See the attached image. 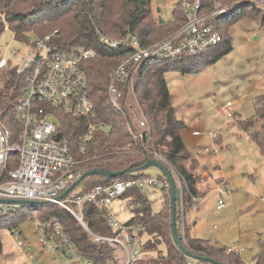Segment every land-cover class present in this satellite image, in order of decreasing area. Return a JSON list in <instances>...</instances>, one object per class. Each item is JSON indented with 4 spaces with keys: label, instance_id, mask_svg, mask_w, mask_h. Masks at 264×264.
Masks as SVG:
<instances>
[{
    "label": "built area",
    "instance_id": "1",
    "mask_svg": "<svg viewBox=\"0 0 264 264\" xmlns=\"http://www.w3.org/2000/svg\"><path fill=\"white\" fill-rule=\"evenodd\" d=\"M250 2L257 7H264V0ZM182 10L185 15L184 24L170 36L151 46L143 47L137 35L128 34L121 39H112L99 32L98 35L100 43L109 49H133L129 57L122 59L112 69L108 86L110 105L121 112L125 111L129 116L130 142L111 151L105 162L144 154V164L149 160H158L165 164L173 174L180 191L183 218L179 226L185 238L182 181L168 160L150 147L152 130L136 95V80L143 65L148 61L159 58L181 61L204 55L218 46L223 37L217 30L215 21L229 15L231 7L215 1L212 9L203 10L202 0H189L186 7L182 6ZM56 33L42 39H31V43L24 46L26 51L20 53L22 58L19 63L13 62L17 51H13L10 57L0 58V71L16 69L22 78L12 114L20 130L16 134L0 123V199L56 204L79 222L94 243L118 247L125 253V264H136L143 254V239L140 236L143 228L121 222L114 215L112 205L133 187L143 192L146 188L163 191L169 190V183L165 177H142L117 180L108 185L76 191L80 183L64 199L59 200L85 174L95 169L93 167L102 156H89L91 148L97 144L99 135L107 134L113 125L99 121V109L91 96L90 83L84 67L87 61L96 58L97 51L85 47H76L70 51L59 50L53 43ZM232 105L227 102L225 108ZM60 111L87 122L84 131L77 133L75 139L72 134L75 136L76 130L72 134L60 130L59 127L64 126V121L57 116ZM193 135L199 136L200 132L195 131ZM211 149L216 151L217 147L214 145L208 148L207 152ZM13 155L18 156V165L10 170L9 164ZM218 192L224 195L225 187H218ZM204 197L202 193L193 196L195 209ZM85 204H94L106 214L112 235L91 231L84 220ZM130 207L133 208V205ZM224 208L225 200L221 197L217 209ZM11 211L10 205L0 203V219ZM12 233L17 245L32 253V248L22 231L13 230ZM37 233L42 250L51 254L53 264H119L117 256L99 263L93 262L77 248L58 222H44L38 225ZM243 251L244 249L238 246L227 247L228 253L240 254ZM34 264L44 263L35 260Z\"/></svg>",
    "mask_w": 264,
    "mask_h": 264
},
{
    "label": "trees",
    "instance_id": "2",
    "mask_svg": "<svg viewBox=\"0 0 264 264\" xmlns=\"http://www.w3.org/2000/svg\"><path fill=\"white\" fill-rule=\"evenodd\" d=\"M202 1L203 10L212 9L215 1L224 5H227L225 2H228V0ZM151 4L152 0H0V15L5 16L10 26L9 30L13 33L15 40L22 45L31 43L32 37L28 33L33 32L35 37L45 38L49 35L46 33L57 32L53 43L59 50L70 51L76 47H85L97 51L96 58L87 61L84 67L90 83L91 96L99 109V121L108 122L113 127L107 134L99 135L98 142L91 148L89 156H102L97 160L96 166L93 167L95 169H103L109 172L132 169V172L118 178H108L106 176L87 177L81 182L84 190H89L98 185H108L117 180L142 178V175L137 176L134 173H141L144 170L145 164L142 162L146 157L144 154L105 162L110 157L111 151L130 142L129 116L125 111L121 112L110 105L108 86L111 82L112 69L122 59L129 57L133 49L130 47L109 49L100 43L98 32L112 39H121L128 34L137 35L143 47L159 42V39H155V35L158 31L163 30L166 25L156 22L152 18L153 8ZM177 7L173 13L174 21L177 20L182 24L176 26L173 32L178 30L185 22L183 10L178 11ZM251 7L253 6L246 4V2L237 4L231 8L230 14L240 10L244 15H249L252 11L249 10ZM229 15L215 21L216 28L221 33L223 40L210 52L181 61L170 58L148 61L143 65L136 80L139 102L152 130L150 147L156 149L168 160L177 170L183 183L184 217L186 206L188 204L193 205V196L199 194V174L190 173L186 168V163L191 156L181 135L185 124L177 117L174 97L169 90L166 73L170 71L185 73L200 62H204V65L208 62L214 63L231 52L232 46L230 41L226 40L222 29V20L224 21V18ZM1 17L0 38L6 32ZM1 56L0 53V58ZM21 85L22 78L17 74L16 69L0 71V119L16 134L19 132L20 126L14 121L12 114ZM256 107L258 115L261 119H264V95L257 99ZM252 123V121L248 122L246 129ZM86 126L87 122L85 120L72 118L71 122H64V126L62 125L59 128L62 132L67 131L69 134L76 130L75 136L72 134V138L75 139L77 133L83 132ZM252 137L264 153V138L258 133L253 134ZM17 165V161L11 159L9 169L13 170ZM161 177H164V175L162 174ZM163 191L166 193L163 210L155 213L145 192L137 187L131 188L122 197L129 201V205H133L132 216L125 223L142 227L143 230L140 236L143 241L145 235L149 236L148 240L143 243V253L158 252L161 254L160 244L167 245V257L159 256L156 259H149L146 262L147 264H155L156 260L161 258L169 264L173 262L188 264L189 258L177 247L172 237L170 191ZM178 194H180L179 190ZM83 213L84 220L91 231L101 235L113 234L106 214L94 204H85ZM66 214L58 223L61 224L85 256L95 263L111 258L107 254L113 251V247L108 244L94 243L79 222L70 213ZM181 221L182 210L179 197L177 201V227L183 246L194 252L202 253L203 256L220 260L225 264H246L239 254L228 253L227 247L193 238L187 231L185 238H183L179 226ZM3 251V244L0 239V260L7 256ZM166 258L168 260H165ZM142 260L136 264H141ZM254 264H264V242H261L260 251L254 257Z\"/></svg>",
    "mask_w": 264,
    "mask_h": 264
},
{
    "label": "rangeland",
    "instance_id": "3",
    "mask_svg": "<svg viewBox=\"0 0 264 264\" xmlns=\"http://www.w3.org/2000/svg\"><path fill=\"white\" fill-rule=\"evenodd\" d=\"M188 1L152 0V18L159 23L160 18H163L166 25L155 35L156 40L167 38L176 26L182 24L174 21V9L181 4L177 10H182V6L186 7ZM250 1L225 2L231 8L245 2L253 6L249 9L252 11H248L249 15H244L239 10L222 20L225 38L232 46L231 52L214 63L208 62L204 65V62H200L185 73L180 71L166 73L168 87L174 97V106L179 117L182 119L192 117V129L194 123V127L205 136L204 143H212L216 138L220 144L215 154L219 166L211 170L213 174L216 172L218 179L209 184L210 191L205 193L198 209H195L194 204L186 206L184 217L186 231L192 237L216 241L221 247L238 246L244 249L241 254L246 264H254L253 259L260 251L258 243L264 242V153L252 137L258 133L264 138V119L258 115L256 107L257 99L264 95V7H257ZM0 16L6 29L0 38V53L3 57H10L13 51H17V57L13 58V62L19 63L22 58L20 53L26 51L25 45L15 40L5 16L3 14ZM28 35L32 40L36 38L33 32ZM19 50L21 52H18ZM136 95L139 99L137 91ZM227 102H231L233 106L226 111L224 105ZM227 112L231 114L230 118ZM57 116L66 123L72 121V117L63 111L58 112ZM251 121L253 123L246 129V124ZM55 122L58 123L57 120ZM0 123L9 128L1 119ZM211 132H215L213 138ZM184 142L186 147H192L190 137H184ZM12 159L17 161L18 156L13 155ZM134 175L156 178L161 177L162 172L156 167H150ZM220 182H224L225 193L219 196L214 191ZM181 184L184 189L182 182ZM83 188L81 184L76 191ZM145 194L152 204L153 212H161L166 193L159 189L146 188ZM221 197L225 200V208L218 210L217 205ZM128 202L122 198L114 201L112 205L114 215L121 222L128 221L132 216V208ZM10 206L12 211L0 219V239L3 252L7 255L0 260V264H34L35 260L53 264L51 254L42 250L40 236L37 233L38 225L44 222L49 224L59 222L69 212L56 204ZM13 230L22 231L32 248V253L17 245ZM148 238L149 236L145 235L144 241ZM159 250L161 254L143 253L142 263L159 256H168L166 244L161 243ZM107 255L111 258L117 256L119 264H125V253L120 248L113 247V251ZM189 262L211 264L193 259H189ZM155 264L169 262L161 258L156 260Z\"/></svg>",
    "mask_w": 264,
    "mask_h": 264
},
{
    "label": "crops",
    "instance_id": "4",
    "mask_svg": "<svg viewBox=\"0 0 264 264\" xmlns=\"http://www.w3.org/2000/svg\"><path fill=\"white\" fill-rule=\"evenodd\" d=\"M225 106L226 105H224V107ZM175 109H176V107H175ZM225 109L227 111V108H225ZM176 112H177L178 119L181 120L185 124V128L183 129V131L181 133L183 141H184V137L187 136V137H190V140L193 142L191 144V146H192L191 148L189 146L187 147L191 157H190L189 161L186 163V168L190 173H196V174L200 173L199 176L201 175V177H199L200 179L198 181V190H199V193H202L205 196V193L206 192L208 193L210 191L209 184L214 183L215 179H218V175H215L216 172L213 174V173H211V170L214 168H218V166H219V161H218L217 155H215V154H217L216 152L218 151L220 144L217 142L216 138H214V142H212V143H210V142L204 143L203 138L205 136L201 132H200L199 136H194L193 133L195 131H198V129H196V127H194L195 126L194 123H193V129H192V126H191V122L193 120V119H191L192 117L191 118L188 117L187 119L185 117V119H182L179 117L177 109H176ZM229 114L230 113H227V116L230 118L231 114L230 115ZM194 122H196V120ZM210 135L213 138V135H215V132H211ZM214 145L217 147V150L214 151L211 149L210 151L207 152V149L212 148ZM200 170H201V172H200ZM223 183L224 182L218 183L217 187L214 191L219 196H220V193L218 192V187H220L222 185L225 186ZM193 238L199 239L198 237H193ZM212 242H214V241H212ZM212 242H210V243L212 244ZM261 242H263V241H260L258 243L259 244L258 245L259 250H260ZM215 243L218 246V242L215 241ZM258 253H259V251H258ZM239 255H240L241 259L244 261V259H243L244 256H242L241 253ZM187 263L188 264L190 263L189 260L187 261ZM253 263H254V259H253ZM142 264H146V263H142Z\"/></svg>",
    "mask_w": 264,
    "mask_h": 264
},
{
    "label": "water",
    "instance_id": "5",
    "mask_svg": "<svg viewBox=\"0 0 264 264\" xmlns=\"http://www.w3.org/2000/svg\"><path fill=\"white\" fill-rule=\"evenodd\" d=\"M164 22L165 21L163 20V18H160V23L164 24ZM150 167L158 168L169 183V191H170V197H171L172 237L177 247L189 259H193V260L200 261L203 263L225 264L222 261L217 260L215 258L203 256L200 254H195L193 251L183 246L181 237L178 232V227H177V201L180 195L178 194V186H177L176 180L173 174L171 173L170 169L162 162L158 160H149V162L145 164L144 170ZM131 172H132V169H127L121 172H109V171L98 169V168L93 169L87 174H85L79 182L75 183L74 186H72L65 194H63L59 198V200L64 199L71 191H73L87 177L106 176L108 178H118V177L124 176L125 174L131 173ZM0 203L6 204V205H41V206L51 204L50 202L18 201V200H2V199H0Z\"/></svg>",
    "mask_w": 264,
    "mask_h": 264
}]
</instances>
